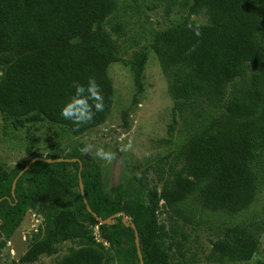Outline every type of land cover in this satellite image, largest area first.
<instances>
[{"label":"trees","instance_id":"obj_1","mask_svg":"<svg viewBox=\"0 0 264 264\" xmlns=\"http://www.w3.org/2000/svg\"><path fill=\"white\" fill-rule=\"evenodd\" d=\"M183 4L190 14L204 13L206 22L185 17L155 31L150 44L173 100L171 131L179 124L175 147L154 168L160 189L146 188L138 179V186L120 182L108 190L101 164L82 151V143L61 156L45 157L81 160L87 204L103 219L126 213L137 227L143 264H196L180 227L205 218L216 236L206 261L255 258L253 264H264V216L251 211L264 189V0ZM117 7L118 0H0V113L15 129L48 122L76 136L105 121L114 94L108 66L120 57L103 24ZM147 56L142 49L130 60L138 89ZM90 75L101 85L105 108L77 127L59 112L73 92L72 81L86 82ZM236 78L239 83L228 91ZM126 117L124 112V122ZM36 156L43 154L36 152L10 169L0 162V254L32 210L42 225L18 261L32 262L56 252L62 241L77 240L81 248L58 264H140L134 230L121 215L100 223L88 211L78 160L34 161L12 192L13 180ZM169 156L180 167L172 161L166 168ZM162 207L168 224L158 219ZM91 224L108 248L96 242Z\"/></svg>","mask_w":264,"mask_h":264},{"label":"rangeland","instance_id":"obj_2","mask_svg":"<svg viewBox=\"0 0 264 264\" xmlns=\"http://www.w3.org/2000/svg\"><path fill=\"white\" fill-rule=\"evenodd\" d=\"M187 1L190 0H118L117 9L107 16L103 24L115 39L120 57L119 61L108 66L114 94L105 121L74 136L65 128L48 122L15 129L12 120L0 113V162L5 168L10 169L36 152L42 153L44 157L50 154L61 156L77 143H82L84 147L90 146V151L85 153L101 164L103 184L108 190H114L120 182L125 185L132 181L138 186V179H142V185L146 188L156 185L160 189L161 181L154 168L175 147L179 124L173 127L172 132L173 100L168 94L166 77L150 44L155 31L172 26L185 17L206 22L204 13H189L188 7L183 4ZM142 49L148 51V56L138 89L130 60L136 51ZM250 71L249 64L247 73ZM237 83L239 78L231 81L227 86L228 91ZM124 112L127 115L126 122L123 119ZM96 147L110 151L111 160L104 161L96 157ZM172 161L176 167H180L181 163L175 162L170 156L164 160V166L167 168ZM251 211L256 212L257 217L264 216V189L252 204ZM30 212L33 222L37 224L25 235L27 242L37 232L38 226L42 225V217L32 210ZM158 219L168 224V213L163 207ZM209 219L180 227L187 234V239L183 241L188 249L187 255L195 253L196 264H253L255 258L247 262L206 261V253L216 238ZM90 229L96 242L108 248L98 226L91 224ZM260 245H264V235L260 237ZM81 246L77 240L62 241L56 252L42 254L32 262H20L8 241L1 250L0 264H58L65 255L78 251Z\"/></svg>","mask_w":264,"mask_h":264},{"label":"clouds","instance_id":"obj_3","mask_svg":"<svg viewBox=\"0 0 264 264\" xmlns=\"http://www.w3.org/2000/svg\"><path fill=\"white\" fill-rule=\"evenodd\" d=\"M195 35H200L198 28L195 30ZM71 88L73 92L64 102L59 115L79 127L82 124L91 122L95 113L104 110L105 97L101 85L94 75L88 76L86 82L73 80ZM82 151L89 152L90 146L86 145ZM95 156L101 160L109 161L112 158V153L106 151L103 147H96Z\"/></svg>","mask_w":264,"mask_h":264},{"label":"water","instance_id":"obj_4","mask_svg":"<svg viewBox=\"0 0 264 264\" xmlns=\"http://www.w3.org/2000/svg\"><path fill=\"white\" fill-rule=\"evenodd\" d=\"M37 160H43L46 162H55V161H76L78 160L80 163V168H79V187H80V191H81V195L82 198L86 204V207L88 209V211H90L97 219L100 223H109L111 222L116 216L121 215L122 217V221L126 226H130L133 230H134V235H135V244H136V249H137V254L139 257V263L143 264V256H142V252H141V246H140V241H139V234H138V230L136 225L131 221V219H129L126 215V213L124 211L121 212H117L107 218H101L99 216L96 215V213L89 207V205L87 204V199L85 196V192H84V188H83V182H82V178H81V173L80 170L82 168V162L80 159L78 158H66V157H56V158H46L44 156H36L33 157L26 165L23 169H21V171L18 173V175L15 177V179L13 180V184H12V192L14 193L13 189L15 187V183L18 179V177L25 172L30 165ZM0 200H2V198H0ZM33 215L30 211H28L25 216L23 217L22 221L15 227V229L12 231V234L9 238V243L11 245L13 254L15 257H19L20 255H22L27 248V240L25 239V235L27 233H29L31 231V229L33 228L34 224H37V222H33L32 219Z\"/></svg>","mask_w":264,"mask_h":264}]
</instances>
